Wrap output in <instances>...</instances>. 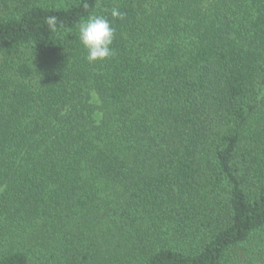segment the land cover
Returning <instances> with one entry per match:
<instances>
[{"label": "trees", "instance_id": "1", "mask_svg": "<svg viewBox=\"0 0 264 264\" xmlns=\"http://www.w3.org/2000/svg\"><path fill=\"white\" fill-rule=\"evenodd\" d=\"M0 264H264V0H0Z\"/></svg>", "mask_w": 264, "mask_h": 264}, {"label": "clouds", "instance_id": "2", "mask_svg": "<svg viewBox=\"0 0 264 264\" xmlns=\"http://www.w3.org/2000/svg\"><path fill=\"white\" fill-rule=\"evenodd\" d=\"M87 9L88 5H84ZM126 13L119 8H112V19H125ZM59 17L50 15L45 19V24L49 29L55 31L58 27ZM77 38L85 50V60L94 64L103 62L115 55L113 48L116 39V28L112 20L104 15L90 14L80 20L77 26Z\"/></svg>", "mask_w": 264, "mask_h": 264}]
</instances>
